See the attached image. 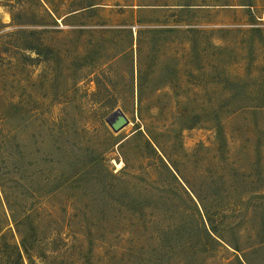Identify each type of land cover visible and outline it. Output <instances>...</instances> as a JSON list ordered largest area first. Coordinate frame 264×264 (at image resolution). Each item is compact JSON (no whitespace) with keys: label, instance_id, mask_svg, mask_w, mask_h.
<instances>
[{"label":"rangeland","instance_id":"obj_1","mask_svg":"<svg viewBox=\"0 0 264 264\" xmlns=\"http://www.w3.org/2000/svg\"><path fill=\"white\" fill-rule=\"evenodd\" d=\"M0 264H264V0H0Z\"/></svg>","mask_w":264,"mask_h":264},{"label":"water","instance_id":"obj_2","mask_svg":"<svg viewBox=\"0 0 264 264\" xmlns=\"http://www.w3.org/2000/svg\"><path fill=\"white\" fill-rule=\"evenodd\" d=\"M107 122L115 132H119L129 125L130 120L121 109H118L108 118Z\"/></svg>","mask_w":264,"mask_h":264},{"label":"trees","instance_id":"obj_3","mask_svg":"<svg viewBox=\"0 0 264 264\" xmlns=\"http://www.w3.org/2000/svg\"><path fill=\"white\" fill-rule=\"evenodd\" d=\"M206 214H207V216H208V219H211V218H210L211 215L208 213V211L206 212Z\"/></svg>","mask_w":264,"mask_h":264}]
</instances>
